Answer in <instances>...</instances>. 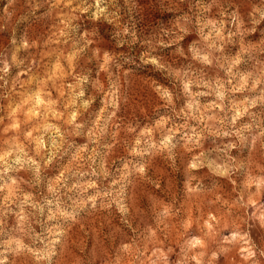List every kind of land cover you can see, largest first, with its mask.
Masks as SVG:
<instances>
[{
  "label": "rangeland",
  "instance_id": "rangeland-1",
  "mask_svg": "<svg viewBox=\"0 0 264 264\" xmlns=\"http://www.w3.org/2000/svg\"><path fill=\"white\" fill-rule=\"evenodd\" d=\"M0 264H264V0H0Z\"/></svg>",
  "mask_w": 264,
  "mask_h": 264
},
{
  "label": "clouds",
  "instance_id": "clouds-1",
  "mask_svg": "<svg viewBox=\"0 0 264 264\" xmlns=\"http://www.w3.org/2000/svg\"><path fill=\"white\" fill-rule=\"evenodd\" d=\"M254 23H258V21H253Z\"/></svg>",
  "mask_w": 264,
  "mask_h": 264
}]
</instances>
